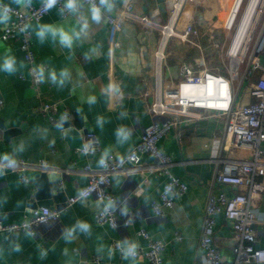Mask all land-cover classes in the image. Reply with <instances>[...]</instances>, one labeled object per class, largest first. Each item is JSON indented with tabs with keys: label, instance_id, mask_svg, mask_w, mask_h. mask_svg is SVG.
<instances>
[{
	"label": "crops",
	"instance_id": "obj_1",
	"mask_svg": "<svg viewBox=\"0 0 264 264\" xmlns=\"http://www.w3.org/2000/svg\"><path fill=\"white\" fill-rule=\"evenodd\" d=\"M2 1L24 11L28 9L18 6L15 0ZM224 1L205 0L196 25L205 29L209 23L214 22L220 28L230 0L228 3ZM39 2L32 0L33 4ZM236 2L230 14L231 21L240 12V0L239 6ZM128 3L133 4L135 13L148 17L154 23L163 24L169 19L170 0H116V7L105 13L117 15ZM87 9L85 3L81 14L88 15ZM38 23L71 28L78 24V17L71 14L63 18L60 10L55 7L41 21L30 24L36 65L47 64L56 69L67 67L71 72V80L63 88L46 82L40 84L39 91H36L19 40L0 39V60L11 54L17 58L18 64H23L14 74L0 72V100H3L0 110V153L12 152L23 142L25 151L17 158L30 161L45 159L51 167L48 172L56 173L59 182L63 181L59 186L65 196L60 202L61 208H58L61 210L59 224L40 225L36 237L26 235L25 232L13 237L0 235V264H150L143 257L134 261L124 260L117 250L111 248L113 239H129L147 249V240L138 234L142 228L153 238L162 239L166 243L163 264H203L198 248L209 192L212 188L215 192L233 194L239 189L216 182V172L222 164L218 159L228 155L240 161L250 160V150L232 146L225 152L227 117L223 114L208 113V116L193 123L182 121L159 142V146L172 157L174 164L171 170L187 183V192L176 199L173 207L165 209L164 215H156L151 201L159 196L166 177L155 171L153 157L143 155L140 169L130 168L126 173L113 176L112 191L116 195V211L121 219L128 218L131 223L117 228L100 225L95 219V198H88L86 204L79 201L68 204V199L87 184L85 166L97 167L96 161L106 147L111 148V153L121 156L139 142L146 126L153 121L161 123L165 119L148 110V102L153 100L156 86L153 52L160 37L144 25L125 20L118 33L121 45L112 50L109 25L103 19L100 24L90 21L87 34L69 50L51 40L41 43L34 32ZM93 47H98L97 53L92 59H85L84 54ZM200 48L204 49V46L183 43L178 39L170 41L166 79L178 82L179 65L183 61L199 58L203 53ZM21 74L26 78H20ZM109 83L119 85L122 95L112 98L104 96L102 89ZM90 95L97 97L95 105L89 106L85 102ZM238 98L244 103L253 101L248 81L244 82ZM44 102L59 103L60 110L56 115L58 121L63 107L71 111L72 118L68 119L70 124H64L63 131L40 111ZM122 112L125 113L123 117ZM98 115L107 121L103 130L96 126ZM75 122L82 124V130L95 133L100 142V151L89 155L81 152L84 134L81 138L78 133L72 138L68 134ZM2 123L4 126H1ZM120 125L132 129L131 140L123 146L116 143L114 136L115 129ZM43 129L48 130L45 138H41ZM41 173L38 169L27 170L26 174L30 178L28 183L22 182L20 175L11 170L0 177V200H6L0 204V221H20L30 209L40 207L37 180ZM145 178L147 182H144ZM257 179L264 183V177ZM49 185L54 189V181L49 180ZM53 203L50 207L57 208L58 203ZM254 206L260 217L264 218V193L254 202ZM78 219L92 225L91 234L77 233L75 239L66 242L62 236L64 229ZM254 228L257 233L256 246L264 248V221L255 223ZM178 234L182 236L181 240L176 238ZM232 237L230 223L223 213L218 214L214 242L226 257L223 264H230L233 260ZM16 244L21 246V251L13 250ZM100 246L104 247L103 254L97 252ZM41 250L46 251L45 256L41 255ZM109 251L113 253L111 258L107 255ZM96 256L100 257L99 263L94 260Z\"/></svg>",
	"mask_w": 264,
	"mask_h": 264
},
{
	"label": "built area",
	"instance_id": "obj_2",
	"mask_svg": "<svg viewBox=\"0 0 264 264\" xmlns=\"http://www.w3.org/2000/svg\"><path fill=\"white\" fill-rule=\"evenodd\" d=\"M252 1L240 0L239 7L242 14ZM170 2L169 19L163 24L154 23L148 17L135 13L132 3H128L117 15L111 13L104 15V20L109 25L112 50L121 45L118 33L125 20L144 25L159 34V43L153 52L156 86L154 98L148 102V110L153 115L164 116L165 119L161 123L153 121L146 126L139 142L125 154L117 156L111 153L107 168L86 165L88 181L83 188L90 190L88 198L93 197L97 201L111 198L116 201V195L112 191L113 176L126 173L130 168L140 169L143 155H149L155 159V171L166 177L159 196L151 201L153 212L156 215H164L165 209L173 207L176 199L187 192L188 185L171 170L174 161L169 154L162 151L159 142L182 121L193 123L208 116V113L223 114L227 117L225 152L227 153L232 146L248 149L252 158L240 161L227 155L218 159L222 164L217 169L216 182L239 189L233 194H227L223 191L215 192L211 188L205 207L198 253L202 257L203 264H223L226 261L223 252L214 242L217 215L223 213L233 230V260L230 264H264V248L256 246L257 233L254 228L255 223L264 221L254 206V202L264 193V183L257 179L264 177V0L254 1V26L248 42L235 51L231 47L232 42L230 44L227 53L231 64L228 76L208 67L206 54L203 52L199 58L183 61L179 65L178 82L169 81L165 77L170 41L178 39L180 42L193 45H203L208 41L209 46H218L219 27L214 22L209 23L205 29L196 25L197 16L205 0H170ZM0 3L12 8L10 21L7 24H0V39L19 40L20 49L29 67L30 80L34 89L39 91L40 84L35 82L31 73V70L37 66L32 42L33 33L31 27L24 29L33 22L41 21L50 11H44L42 0L38 4L32 3L26 11L2 0ZM62 6L63 0H60L56 7L63 18L69 17L71 14L61 12ZM248 53L249 61L246 69L240 74V65ZM20 78L26 77L21 74ZM245 81L249 82L250 94L253 97L250 103H244L238 98ZM186 86H194L196 91L189 94L185 91ZM2 107L3 100H0V110ZM194 109L199 111L196 112ZM59 110V103L56 102H44L40 106V111L53 124L58 122L56 115ZM65 113L68 119L72 118L69 108H62V114ZM90 139L97 140L96 152L100 151V142L93 132L88 131L84 134L83 144ZM205 146L208 147L209 144ZM80 150L82 152V148ZM18 161L19 167L11 171L18 173L24 183L30 182L26 174L27 170L38 169L48 172L51 169L43 158L30 161L20 157ZM147 181L148 179L145 178L144 182ZM62 184L63 181H60L59 185ZM76 197L77 194L71 196L68 204L78 202ZM95 219L100 225H108L111 228H117L119 225L127 226L131 223L128 218L121 219L116 210L109 216L102 217L97 209ZM60 221V209L40 206L30 209L20 221H0V235L13 237L25 232V225L30 224L34 231L32 236L36 237L40 225H57ZM138 234L147 240L148 247L147 249L139 247L137 258H146L150 264H163L166 243L162 239L153 238L145 228L140 229ZM176 238L181 240L182 236L178 234ZM118 242L120 241L113 239L111 248L119 252ZM94 260L99 263L100 257L96 256Z\"/></svg>",
	"mask_w": 264,
	"mask_h": 264
},
{
	"label": "clouds",
	"instance_id": "obj_3",
	"mask_svg": "<svg viewBox=\"0 0 264 264\" xmlns=\"http://www.w3.org/2000/svg\"><path fill=\"white\" fill-rule=\"evenodd\" d=\"M16 4L20 7L28 8L32 5V0H15ZM60 0H42L43 9L48 12L55 8ZM88 5V15L81 14V9L84 4ZM116 7V0H63V6L61 12H67L69 14L78 17V24L71 28H65L63 25L51 24V23H38L34 29L36 38L44 43L47 40H51L54 43H58L61 47L71 50L76 41L80 40L82 36L86 35L89 29V22L100 24L105 12H111ZM12 8L6 4L0 3V24H7L11 19ZM30 26H26L24 30ZM98 51V47H93L84 54L85 59H92ZM20 67H23L22 63L18 64L17 58L14 55L7 54L0 60V72L7 74H14ZM31 73L37 84L50 83L58 88H63L71 80V72L67 67L56 69L54 66L47 64H40L35 66ZM102 94L106 97L112 98L113 96L119 97L122 95L119 85L115 83H109L102 89ZM89 106L97 103V97L90 95L85 101ZM125 113H121L123 117ZM68 121L67 113L62 114L56 127L61 131L64 130V124ZM107 123L106 119L102 115L96 117V126L103 130L104 125ZM40 131V130H38ZM47 129L42 130L41 138H45L47 135ZM116 143L120 146L126 145L132 138V129L120 125L114 131ZM96 139H90L87 143L83 144L82 152L84 155L96 153ZM25 144L19 143L12 152L0 153V177L5 176L9 170H15L19 167L18 155L25 151ZM111 158V148L106 147L100 154L96 165L98 168L105 169L108 167L109 160ZM168 189H166L167 191ZM90 190L87 188L80 189L77 193V200L82 204L88 202ZM6 202V200H0V204ZM117 202L111 198L98 200L96 207L99 210V214L109 216L116 210ZM115 227V225H113ZM92 225L85 220H76L75 223L64 229L63 238L66 242H71L76 238L77 233H83L85 235L91 234ZM25 234L34 235V231L31 229L30 224L25 225ZM118 250L121 257L124 260L134 261L138 256L139 244L135 241L124 239L118 242ZM14 251H21V246L16 244L13 248ZM97 252L103 254L104 247L97 248ZM41 255L45 256L46 251L41 250ZM111 258L112 251L107 253Z\"/></svg>",
	"mask_w": 264,
	"mask_h": 264
},
{
	"label": "rangeland",
	"instance_id": "obj_4",
	"mask_svg": "<svg viewBox=\"0 0 264 264\" xmlns=\"http://www.w3.org/2000/svg\"><path fill=\"white\" fill-rule=\"evenodd\" d=\"M228 1L229 0H227V3H228ZM234 1L235 0H230V2L228 4V9L225 11V14L223 17L224 22H223L222 26L219 28V31H217L218 38L220 39L218 46H212V45L209 46L207 44L208 41H205V43H203L204 48L208 49L205 53L207 66L214 69L215 72H221L222 74H224L226 76H228V73L230 71V65H231L230 64V58L227 55L228 49H229L230 44L232 42L236 26H237L240 18L243 15L242 11H241L238 19L236 18L237 20H236L235 25L232 29H228L226 27V25H225L226 17L228 16L229 12L231 11V8L233 6ZM225 2H226V0L224 1V3ZM236 3L239 6V0ZM249 53H250V51H249ZM249 53L246 57H244V59H243L244 61L240 65V70H239L240 74L241 73L243 74L245 69H246L247 62L249 61Z\"/></svg>",
	"mask_w": 264,
	"mask_h": 264
},
{
	"label": "water",
	"instance_id": "obj_5",
	"mask_svg": "<svg viewBox=\"0 0 264 264\" xmlns=\"http://www.w3.org/2000/svg\"><path fill=\"white\" fill-rule=\"evenodd\" d=\"M70 124L69 121L65 123V125ZM1 126H4L3 123ZM82 124L79 122H75L74 127L68 131V134L70 138L73 136H77V133L79 134V137L81 138L83 134L87 133L88 130L84 129L82 130ZM79 130H82L81 132ZM49 180L54 181V189H52L49 185ZM38 184V200L39 206H51L54 203L57 202V208H61V200L65 196L63 192L60 191L59 186V176L54 172H42L41 176L37 180Z\"/></svg>",
	"mask_w": 264,
	"mask_h": 264
},
{
	"label": "bare ground",
	"instance_id": "obj_6",
	"mask_svg": "<svg viewBox=\"0 0 264 264\" xmlns=\"http://www.w3.org/2000/svg\"><path fill=\"white\" fill-rule=\"evenodd\" d=\"M254 1L253 0L244 10V13L242 15V17L240 18L239 23L236 26L235 29V34L232 40V46L233 47V51H235V49H237L239 46L242 47L243 45H245L248 42V38L250 36L251 33V29L254 26V18H255V13H254ZM235 2L233 3V6L231 8V11L229 12L228 16L226 17V21H225V25L228 29H232L235 25V21L236 18L233 19V21H231L230 19V14L232 12L233 7L235 6ZM239 11H240V7H239ZM200 50H202V52H204L203 48H200ZM185 91L189 94L193 93L196 91V89L194 88V86H186L185 87Z\"/></svg>",
	"mask_w": 264,
	"mask_h": 264
},
{
	"label": "trees",
	"instance_id": "obj_7",
	"mask_svg": "<svg viewBox=\"0 0 264 264\" xmlns=\"http://www.w3.org/2000/svg\"><path fill=\"white\" fill-rule=\"evenodd\" d=\"M207 50H208L207 48H204L205 53H206Z\"/></svg>",
	"mask_w": 264,
	"mask_h": 264
}]
</instances>
